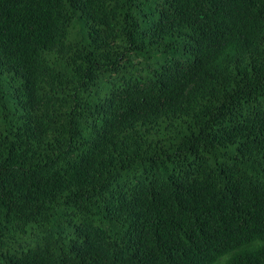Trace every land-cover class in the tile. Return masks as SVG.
<instances>
[{
  "label": "trees",
  "instance_id": "16d2710c",
  "mask_svg": "<svg viewBox=\"0 0 264 264\" xmlns=\"http://www.w3.org/2000/svg\"><path fill=\"white\" fill-rule=\"evenodd\" d=\"M0 264H264V0H0Z\"/></svg>",
  "mask_w": 264,
  "mask_h": 264
},
{
  "label": "rangeland",
  "instance_id": "374dc122",
  "mask_svg": "<svg viewBox=\"0 0 264 264\" xmlns=\"http://www.w3.org/2000/svg\"><path fill=\"white\" fill-rule=\"evenodd\" d=\"M1 80L3 82V86H4L5 90H8L10 88V86H9V83L7 82V80L3 77H1Z\"/></svg>",
  "mask_w": 264,
  "mask_h": 264
}]
</instances>
